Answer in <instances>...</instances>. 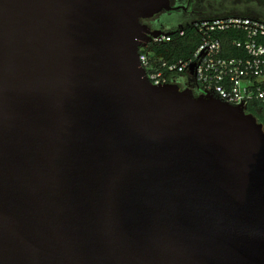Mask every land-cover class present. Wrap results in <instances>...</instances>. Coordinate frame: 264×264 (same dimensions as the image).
<instances>
[{
  "label": "water",
  "instance_id": "water-1",
  "mask_svg": "<svg viewBox=\"0 0 264 264\" xmlns=\"http://www.w3.org/2000/svg\"><path fill=\"white\" fill-rule=\"evenodd\" d=\"M177 8L0 0V264H264L255 116L139 65Z\"/></svg>",
  "mask_w": 264,
  "mask_h": 264
},
{
  "label": "built area",
  "instance_id": "built-area-1",
  "mask_svg": "<svg viewBox=\"0 0 264 264\" xmlns=\"http://www.w3.org/2000/svg\"><path fill=\"white\" fill-rule=\"evenodd\" d=\"M194 45L187 54L165 57L152 46L186 35L184 28L160 30L138 46V61L153 85L175 83L192 71L198 94L213 96L243 113L264 107V20L248 16H220L190 21ZM253 115V114H252Z\"/></svg>",
  "mask_w": 264,
  "mask_h": 264
},
{
  "label": "trees",
  "instance_id": "trees-1",
  "mask_svg": "<svg viewBox=\"0 0 264 264\" xmlns=\"http://www.w3.org/2000/svg\"><path fill=\"white\" fill-rule=\"evenodd\" d=\"M172 6H178L175 12L161 11L154 17L140 19L146 22L148 27L156 30H167L173 32L177 28H184L186 35L176 39L170 43L153 45L154 53H160L167 57L182 56L188 53L190 48L194 45V37L191 34L189 23L190 21L201 18H214L220 16H248L264 20V7H262L261 0H170ZM175 13L169 19H176L178 24L171 26L159 25V20L165 19L162 14ZM256 118V122L260 125L261 131L264 133V107L259 113L252 112Z\"/></svg>",
  "mask_w": 264,
  "mask_h": 264
},
{
  "label": "rangeland",
  "instance_id": "rangeland-1",
  "mask_svg": "<svg viewBox=\"0 0 264 264\" xmlns=\"http://www.w3.org/2000/svg\"><path fill=\"white\" fill-rule=\"evenodd\" d=\"M261 4H262V7H264V0H261ZM173 15H175V13H170V14H166V15L163 13L162 16L165 19L161 20L162 26L167 27V26H171L174 24H178L179 22H176V19L167 18L168 16L171 17ZM156 31H158V30H156V29L155 30L154 29L149 30L147 32V34L141 38L139 44L143 45L148 39L151 38V36L153 34L156 33ZM173 80L175 81L176 84H179L181 87L194 85L193 80H192V71L191 70H188L186 72H183L181 74L176 75L173 78Z\"/></svg>",
  "mask_w": 264,
  "mask_h": 264
},
{
  "label": "flooded vegetation",
  "instance_id": "flooded-vegetation-1",
  "mask_svg": "<svg viewBox=\"0 0 264 264\" xmlns=\"http://www.w3.org/2000/svg\"><path fill=\"white\" fill-rule=\"evenodd\" d=\"M177 10V9H176ZM169 12H175V10H170ZM141 23H143V24H146V25H148L146 22H142L141 21ZM159 25L160 26H162V23H161V20H159ZM166 28V27H165ZM179 85V84H178ZM179 87L181 88V89H189L193 94H195V95H197L199 92H198V88H197V86L196 85H192V86H185V87H181L180 85H179Z\"/></svg>",
  "mask_w": 264,
  "mask_h": 264
}]
</instances>
